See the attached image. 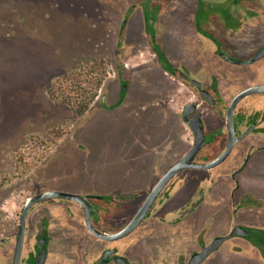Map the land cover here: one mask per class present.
<instances>
[{"label":"flooded vegetation","instance_id":"obj_1","mask_svg":"<svg viewBox=\"0 0 264 264\" xmlns=\"http://www.w3.org/2000/svg\"><path fill=\"white\" fill-rule=\"evenodd\" d=\"M160 2L161 0H143L131 4L121 20L116 43L118 47H122L126 40L136 46L147 38L151 56L142 65H132L131 70L134 77L139 74L144 77L146 86L151 87L156 83L160 85V89L155 90L157 96L144 94L146 99L137 98L135 95L131 97V89L137 81H133V76L122 77L123 70L119 67L118 89L101 96L84 125L79 126V141L76 146L78 154L65 160L66 174L63 181L48 184L41 191L29 196L30 198L46 190L81 194L90 202L93 208L92 222L101 231L114 233L121 230L134 217L157 181L194 145L196 133L188 120L199 116L204 134L194 161H212L227 146L230 135L227 111L235 96L251 86L264 84V55L248 62L264 49V0H195L191 4L190 14L174 21L176 30L185 34L182 38L184 47L189 48L195 44L201 46L205 52L207 50L214 53V67L211 69V65H206L207 69L204 65L199 70L186 64H176L167 55L161 41L164 21ZM171 2L178 9L183 1L179 0V4ZM137 9L142 13L141 26L130 37L129 21ZM154 42L163 50L173 71L162 65L153 48ZM144 65L147 66L143 67ZM147 68L152 69L154 75L148 72L145 77L144 71ZM184 95L186 102L181 104L180 109H171L170 105ZM156 97L160 98V110L165 115H170L175 123L171 124L170 131L165 130V135L156 140L158 147L151 149L156 153L150 155L149 165H153L150 181L145 183L144 188L136 186L131 191L124 190L126 183L123 177L117 179L112 191L92 185L93 182L89 181L91 175L85 174L91 173L92 165L82 156L89 151L85 141L91 118L98 112L114 111L125 102H145L148 105V100ZM189 107L192 110L185 117ZM133 111L140 112L135 109ZM183 123L189 127L191 134L190 145L185 152ZM233 124L239 139L229 155L212 168H187L175 174L159 193L142 222L122 238L107 240L93 234L87 227L84 207L75 200L45 198L37 201L27 215L20 264H34L42 246L46 248L42 263L45 264L49 248L59 247L57 239L64 241L66 250L71 240L77 242L79 258L76 264H95L106 251L111 252L101 264H187L194 253L200 252L216 238L228 236L236 226L243 227L248 234L228 236L200 264L215 254L224 260L226 254H236L264 262V250L253 241L251 234L254 229L264 230V92L250 93L238 101L233 113ZM121 130L111 127L112 140L118 145L126 137L125 130L129 131ZM130 142L133 146L129 150H132L138 141L132 138ZM189 175L200 181L207 179L210 187L207 191L202 187L184 199L180 196L181 188ZM208 193L209 199L206 203ZM98 198L103 203L97 201ZM120 199L123 200L122 206L127 207L126 204L131 200L138 203L135 204L137 207L132 205L135 209L124 224L106 227L115 213V207H119ZM54 229L58 236L54 235ZM82 231L87 233V239L81 234ZM208 233H213L211 237H214L207 239ZM3 241L4 238H0V243ZM27 254L29 255L26 256ZM117 257H122L125 261L119 263Z\"/></svg>","mask_w":264,"mask_h":264},{"label":"rangeland","instance_id":"obj_2","mask_svg":"<svg viewBox=\"0 0 264 264\" xmlns=\"http://www.w3.org/2000/svg\"><path fill=\"white\" fill-rule=\"evenodd\" d=\"M140 1L0 0V238H4L0 264L13 260L19 216L29 196L63 181L65 160L78 154L79 126L101 96L118 89V68L123 70L122 77L130 78L131 66L142 65L151 56L146 37L136 46L126 40L122 47L116 45L127 8ZM141 21L137 9L129 21L130 37L139 31ZM147 70L145 77L148 72L153 74L152 69ZM133 81L137 83L131 97L146 99L144 94L155 95L160 89L157 83L146 86L141 74ZM54 89L59 92L56 101L50 92ZM89 97L93 100L81 112L79 106ZM159 97L148 100V105L125 102L91 118L85 141L89 151L82 156L92 165L91 173H85L91 175L92 185L112 191L122 177L126 188H131L132 181L139 187L145 184L140 180L151 175L150 155L156 153L151 149L158 147L156 140L175 123L160 110ZM185 99V95L178 97L170 108L180 109ZM111 127L129 129L119 145L112 140ZM182 128L185 152L191 134L185 123ZM132 138L138 144L129 150ZM122 202L120 199L106 227L124 224L138 204L130 200L125 207ZM211 235L207 239L214 237ZM75 242L71 240L66 250L64 241L57 239L59 247L49 248L45 264H76ZM220 257L211 255L202 264H264L236 254H226L225 260Z\"/></svg>","mask_w":264,"mask_h":264},{"label":"water","instance_id":"obj_3","mask_svg":"<svg viewBox=\"0 0 264 264\" xmlns=\"http://www.w3.org/2000/svg\"><path fill=\"white\" fill-rule=\"evenodd\" d=\"M262 55H264V49L259 51L248 62L256 60L259 57H261ZM254 92H264V84L254 85V86H251V87L241 91L240 93H238L235 96V98L231 102V104L228 108V111H227V124H228V128L230 131L228 143H227L225 150L222 152V154L212 161H209V162H196V161H194V156L198 152V150L200 149V147L202 145L204 134H203L202 125H201L199 116H195L193 120H188L190 127L196 133V141H195L194 145L190 148V150L177 163H175L172 167H170L168 169V171L157 181V183L155 184V186L153 187V189L151 190V192L149 193V195L147 196V198L145 199V201L143 202L141 207L138 209V211L136 212L134 217L121 230H119L117 232L110 233V232H106V231H101L94 226V224L92 222V218H91V213L93 211V208H91V204L86 199V197H84L81 194L73 193V192H69V191H63V190H46V191L40 192V193L30 197L27 200L25 206L23 207V210H22V213L20 216L19 232H18V237H17V241H16V245H15V251H14V255H13L12 264H20L21 263L24 238H25V230H26V219H27L28 212H29L30 208L37 201L45 199V198H68V199H72V200L79 202L84 207L85 216H86V224H87L88 229L93 234H95L96 236H98L100 238L107 239V240H115V239H119V238H122V237L128 235L142 222V220L145 218L148 211L150 210L153 202L158 197L159 193L163 190V188L166 186V184L170 181V179L175 174H177L179 171L187 169V168H206V169L212 168V167L216 166L217 164H219L220 162H222L229 155L234 144L239 139L236 136V131H235L234 124H233L234 109L236 107V104L238 103V101L242 97H244L250 93H254ZM190 110H192V109H190V107L187 108V110L184 114L185 117L187 116V114ZM246 234H248L247 230H245L241 226H236L228 236L246 235ZM228 236L218 237L214 241H212L209 245L203 247L200 252L194 253L191 256V258L187 264H200L205 259V257L211 251H213L215 248H217L221 244V242L225 238H227ZM110 252L111 251L104 252L103 255L98 259V261L95 264H101L105 260V258L110 254ZM45 256H46V248H45V246H42V250L38 254V257H37L36 262L34 264H42ZM117 258H118L119 263H120V261H122V262L125 261V259L122 257H117Z\"/></svg>","mask_w":264,"mask_h":264},{"label":"crops","instance_id":"obj_4","mask_svg":"<svg viewBox=\"0 0 264 264\" xmlns=\"http://www.w3.org/2000/svg\"><path fill=\"white\" fill-rule=\"evenodd\" d=\"M171 1H174V3H178L179 0H161V11H162V19L164 21L163 23V29L161 32V41L163 45L165 46V50L169 58L174 63H180V64H186L190 68H196L202 67L205 65V67L208 69L206 65H211L210 68L212 69L215 65V58L214 53L211 51H204V49L199 45H192V47H184L182 38L185 36L184 33H179L176 29L175 22L179 18H183L185 15L184 13H187V16L189 15V9H191V4L195 3V0H182L181 4L179 5L180 8H175ZM192 4V5H193ZM175 21V22H174ZM212 50V49H211ZM200 69V68H199ZM198 69V70H199ZM192 175H189L188 179H186L182 185L180 196L184 199H187L190 197L196 190L204 187L205 191L209 189V181L205 179L204 181L198 180V178L191 177ZM124 179V178H123ZM133 180V179H132ZM140 181L142 182H149L150 177L146 180L142 178ZM138 186L137 182L132 181L131 182V188H126L124 185L125 191H131L134 189V187ZM144 185H141L140 188H144ZM85 190L87 188H84ZM90 190V189H88ZM98 191V190H95ZM209 193L206 196V203L208 201ZM85 239L88 238L87 233L82 231L81 233ZM144 248V247H142Z\"/></svg>","mask_w":264,"mask_h":264},{"label":"trees","instance_id":"obj_5","mask_svg":"<svg viewBox=\"0 0 264 264\" xmlns=\"http://www.w3.org/2000/svg\"><path fill=\"white\" fill-rule=\"evenodd\" d=\"M148 1V0H147ZM147 6V4H146ZM125 23H123L124 25ZM153 48L154 50L157 52L158 57L162 63V65L169 71H173V67L172 64L170 63V61L167 59V57L164 55L163 50L161 49V47L154 42L153 43ZM57 89H54L53 91H50L52 96L55 98V101L59 99V92L56 91ZM93 100V97H89L86 100H84V103H82L79 106L80 111L82 112L84 109L88 108L90 102ZM251 234H252V239L255 243L259 244L260 247L262 248V250H264V230H251Z\"/></svg>","mask_w":264,"mask_h":264}]
</instances>
